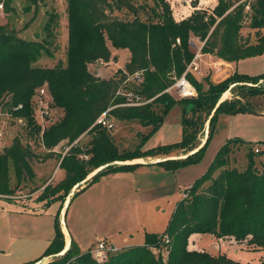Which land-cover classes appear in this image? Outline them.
<instances>
[{"label": "trees", "instance_id": "16d2710c", "mask_svg": "<svg viewBox=\"0 0 264 264\" xmlns=\"http://www.w3.org/2000/svg\"><path fill=\"white\" fill-rule=\"evenodd\" d=\"M31 1L39 3L41 0ZM67 1V59L66 63L59 62L53 68L33 66L47 51L46 44L24 40L7 25L0 26V105L8 107L15 118L25 119L35 128L32 100L36 90L47 84L53 107L64 111V116L42 136L43 145L49 151L45 159L54 157L55 149L63 142L70 147L63 158L59 156L64 179L55 185H46L38 198L46 206L60 201L64 205L72 188L101 166L136 158H168L177 151L189 152L187 154L195 151L202 144L199 134L203 135L201 132L219 98L232 87L231 93L242 95L246 101L228 99L219 107L211 121L205 147L187 159L162 161L154 166L170 171L193 162L206 148L220 113H264L257 112L256 105L250 102L252 98L264 96V74L235 73L221 83L209 82V89L204 91L197 76L188 73V79L198 92L197 98L176 101L167 92L195 57L192 38L205 43L203 54L227 63L263 55L264 0L245 2L234 9L233 0H218L211 13L197 10L183 20L175 18L170 0ZM0 2H5L10 10L11 0ZM248 6L251 14L246 11ZM249 17V28L255 31L254 40L243 35L244 22ZM111 48L128 49L131 53L129 63L116 77L104 79L94 75L90 67L95 63L118 61ZM132 79L137 81L133 87L129 84ZM135 97L142 98L146 104L133 105ZM176 102L183 107V140L151 152L120 153L108 128L96 124L108 112L110 121L139 122L151 127L146 139L164 124L165 116ZM83 135L91 138L88 149L76 143ZM235 143L245 144L236 139L223 145L208 171L185 191L187 197L177 203L163 234H146L144 245L111 254L102 264H241L224 254L189 250V240L195 234L247 242L254 250L264 252V164L259 169L255 161V157L264 154V149L258 154L250 150L247 167L240 171L229 168ZM39 158L19 138L0 153V197L15 196L17 188L12 186L13 177L17 186L23 182L34 183L33 161ZM139 167L142 166L111 165L73 199L105 175ZM63 205L56 217V237L43 257L58 255L65 248V235L60 225ZM164 237L169 238L168 243ZM61 258L62 264H99L93 259L91 250L80 252L74 241ZM261 264H264V257Z\"/></svg>", "mask_w": 264, "mask_h": 264}, {"label": "rangeland", "instance_id": "374dc122", "mask_svg": "<svg viewBox=\"0 0 264 264\" xmlns=\"http://www.w3.org/2000/svg\"><path fill=\"white\" fill-rule=\"evenodd\" d=\"M185 1L187 0H184L183 3ZM253 1L233 0L232 9L245 2ZM0 3L4 4V10L0 11V26L7 25L24 40L46 44L47 51L33 64L34 67L53 68L59 62L66 63L69 42L67 0H41L39 3H34L31 0H11L9 11L5 2ZM246 11L251 14L250 6ZM250 21V17L246 18L243 35L244 37L251 36L254 40L255 31L249 28ZM193 41L197 45L201 44L197 38H192L191 42ZM111 49L118 56V61L110 64L95 63L90 67L94 75L104 79L116 77L118 72L124 70L129 63L131 53L128 49ZM193 52L196 53V50ZM207 56L209 55H202L199 63L200 74L195 73L197 79L202 83L204 91L209 89L208 84L213 75L211 66H214L207 64L209 59ZM213 57L211 61H216L215 56ZM255 62L253 59H243L233 66L235 69L238 68L239 74H249L258 67ZM129 84L133 87V85H137V81L132 79ZM43 89L48 91V85L39 87L32 100L37 124L35 128L29 126L25 119L15 118L8 107L0 105V153L10 147L16 138H19L23 145L30 147L35 154L40 156L39 159L33 161V167L35 171L44 174L41 177L36 175L34 183L23 182L18 186L17 180L13 177L12 186L17 188L16 194L13 196L15 198H0V264L63 263L62 258L57 255L43 257L51 241L56 237V217L60 209L59 205H63V202L46 206V203L38 201V198L46 185H54L64 179L63 171L59 169L57 173L55 171L60 162L59 156L63 158L70 147L67 142H63L55 149L54 157L45 159L49 151L43 145V133L64 116V111L53 107L50 92L42 94L41 90ZM168 93L176 101L180 100L174 89ZM241 96L229 94L230 99L240 100L241 98L246 101ZM197 97L198 92L195 98ZM135 101L146 102L142 98H137ZM250 102L256 105L257 112H264V96L252 98ZM183 118V107L179 102H176L165 116L164 124L149 138L145 139V136L151 132V127H145L139 122H116L113 120L111 123L114 128L108 130L120 153L137 150L147 153L160 147L180 143L184 135ZM211 130L210 140L202 153L193 162L170 170L161 184H151V175H140L139 178L144 179L143 187L139 186L142 190L134 198L133 196L130 197V200L127 198L125 200L127 203L115 201L113 196L117 195L116 193L112 196L113 201L110 197L106 198V201H97L98 198L103 197L107 189H104L103 193V189L96 186L87 194L89 200L85 198L86 195L81 196V194L72 198L73 203L69 206L70 209L68 207L65 220L73 240L74 238L80 239L83 250L86 249L84 252H87L88 250L92 251L99 243L103 242L107 244V248L113 247L112 245L120 246L122 249H125L126 246H142L146 242V234H163L169 226L177 203L185 198V191L208 171L224 144L230 140H243L245 143L243 145L238 143L232 145L233 152L230 156L229 168H237L242 171L247 167L248 152L250 150L255 152L258 144L264 142V113L235 115L220 113ZM201 133L203 135L199 134L200 143L205 139V129ZM90 140L89 135H83L76 143H79L82 148L88 149ZM187 153L189 152L177 151L172 155L182 156ZM164 158L166 156L148 158V160ZM255 161L258 168L261 169L264 164V154L255 157ZM52 178L54 183L49 182ZM148 181L150 183L145 184ZM99 202L100 204L96 205ZM86 207H89L87 222H85V215L83 216L84 212H88ZM125 229H132V232L127 235L128 238H131L128 245L116 242L118 238L124 237L121 235ZM201 236L196 238V243L192 240L189 241V250L206 251L213 255L224 254L241 264H261L264 257L263 251L254 250L248 246L247 242H236L227 238L233 242L223 243L224 239L215 236ZM66 244L65 240V247ZM163 254L167 258L165 250H163Z\"/></svg>", "mask_w": 264, "mask_h": 264}, {"label": "crops", "instance_id": "0c3cea01", "mask_svg": "<svg viewBox=\"0 0 264 264\" xmlns=\"http://www.w3.org/2000/svg\"><path fill=\"white\" fill-rule=\"evenodd\" d=\"M170 1L172 3L173 14H174L175 18L178 20H183V19L191 16L197 10H205V11H208L211 13L214 10V8L218 5V0H187L184 3H183L184 0H170ZM185 3H187V5H185ZM207 57H209V59L207 60V64L210 66L214 65V66H211L212 71H213V75L211 76L212 82H214L216 84L221 83V82L227 80L228 78H230L233 74L238 73V68L235 69L233 66L235 63H227L225 61L219 60L216 57H215L216 61H211V58H214V57L210 56V55ZM248 59L255 60L256 61L255 63L258 67H256V69H254L253 73L252 72L249 74L244 73L245 75L259 76V75L264 74L263 73L264 69H262L264 66V54L261 56H258V57H253V58H248ZM256 59H258V60H256ZM210 62H211V64H210ZM199 63H200V61H199ZM245 72H250V71H245ZM241 74H243V73H241ZM58 169L60 171H63L60 168V162L57 166V170L55 171V173H57ZM168 173H169V171L166 170L164 167L154 166V165L143 166L141 168H137V169L132 170V171L111 173V174L105 175V176L101 177L99 180H97L94 184H92L84 192H82L81 196L86 195L85 198L89 200V197L87 196V194L91 191V189H93V187L96 186V187L102 188L103 193H104V189H107L105 191V193L103 194V197L98 198L97 201H99V200H101V201L105 200L106 201L107 200L106 198H108V197H110L112 199L113 194L116 193L117 195L113 196L115 198V201H120V202L124 201L127 203V201H125V200H127V198H128V200H130L131 196H133V198H134V196L137 195L140 190H142L141 187H143L144 179L139 178L140 175H142V176L151 175L152 176L151 184L152 183L161 184L163 182V180L165 179V177L168 175ZM35 174L38 175L39 177L44 176L43 172H38L37 170L35 171ZM64 175H65V173H64ZM49 182L54 183V179L53 178L50 179ZM147 183H150V182L148 181L145 184H147ZM139 186H141V187H139ZM112 201H113V199H112ZM100 202L97 203L96 205L100 204ZM72 203H73V201L71 202V204ZM61 206L59 205V208H61ZM88 208L89 207H86L88 212L87 213L84 212V214H83V216L85 215L84 216L86 219L85 222H87V220H88L87 219V216H88L87 214L89 213ZM69 209H70V207H69ZM80 213L82 214V210L80 211ZM80 220H81V217H80ZM124 231H126V232H124ZM124 231L121 235L124 237H122L121 239L118 238L116 242L120 243L122 245H128V244H130L129 240L131 238H128L127 235H129L132 232V229H125ZM200 237H202V236L197 235V234L192 235L189 241L192 240L195 242L196 238H200ZM65 240L67 241L66 235H65ZM233 240L224 239L222 241H223V243H227V241H229V243H232ZM73 241L75 242V244L78 247V249L80 250V252L84 253V250H86V249L83 250V245H82L80 239L76 240V238H74ZM112 246L115 247L116 249H118L119 251L123 250L122 248H120V246H116V245H112ZM126 248H129V247L126 246Z\"/></svg>", "mask_w": 264, "mask_h": 264}, {"label": "built area", "instance_id": "2783aa9c", "mask_svg": "<svg viewBox=\"0 0 264 264\" xmlns=\"http://www.w3.org/2000/svg\"><path fill=\"white\" fill-rule=\"evenodd\" d=\"M4 10V4L0 3V11ZM201 42V41H200ZM178 44H180V40L177 41ZM192 46L195 48L196 53H195V57L193 59V61L191 62V64L188 66L186 72L183 74L182 77H180L179 79L176 80L175 84L169 89L167 90L170 91L171 89H174L178 95V97L180 99H192L195 98L197 96V91L195 86L190 82V80L187 77L188 73H199L200 74V66H199V61L201 59V56L203 55L202 53V48L204 46V42H201L200 45H197L194 41L191 42ZM140 77V76H139ZM42 94L43 93H49L46 90H41ZM129 97L134 98L133 94H129ZM139 97H135V99H137ZM146 104V102H133V105H143ZM108 112L104 113L96 122V124L104 126L106 128H108L109 130L114 128V125L111 123V121L108 118ZM262 149H264V145H258L255 148V153L258 154L262 151ZM85 156H83L84 158ZM88 157H85L84 159H87ZM187 195H185L186 197ZM0 198H6V197H0ZM10 198H15V197H9L7 199ZM165 242L168 243L169 242V238L165 237ZM119 250L116 249L115 247H110L107 248V244L103 243H99L98 246H96L92 251H91V255L93 257L94 260H96L97 263L102 264L104 262H106L109 259V256L113 253H117Z\"/></svg>", "mask_w": 264, "mask_h": 264}, {"label": "water", "instance_id": "95a60500", "mask_svg": "<svg viewBox=\"0 0 264 264\" xmlns=\"http://www.w3.org/2000/svg\"><path fill=\"white\" fill-rule=\"evenodd\" d=\"M231 89L229 91L223 93L222 96L219 98V100H218L216 106L214 107L208 121L205 124V132H206L205 139L202 142V144L200 145V147H198L195 151H193L187 155L171 156V157H168L165 159H158V160H154V161L153 160L149 161L148 158H136V159L126 160V161H116L112 164L104 165V166H101V167L95 169L94 171L89 173L81 183L75 185L72 188L69 195L67 196V198L64 202L63 208L61 210V213H60V225H61V228H62L64 234L67 237V244H66V247L64 248V250L61 253H59L57 255V257H63L72 247L73 239H72V237H71V235L67 229L65 218H66L68 207L71 204L72 198L75 196V194L77 192H79L81 189H83L89 182H91L96 176H98L100 173H102L105 169H107L111 165H114V166H142V167L143 166H152V165L159 163V162H162V161H169V160L173 161V160L187 159L189 156H191L195 153H198L200 150H202L205 147V145L207 143V140L209 137V132H210L211 121L214 118L217 110L225 101L230 99L229 94L231 93Z\"/></svg>", "mask_w": 264, "mask_h": 264}, {"label": "bare ground", "instance_id": "6f19581e", "mask_svg": "<svg viewBox=\"0 0 264 264\" xmlns=\"http://www.w3.org/2000/svg\"><path fill=\"white\" fill-rule=\"evenodd\" d=\"M185 194V193H184Z\"/></svg>", "mask_w": 264, "mask_h": 264}]
</instances>
